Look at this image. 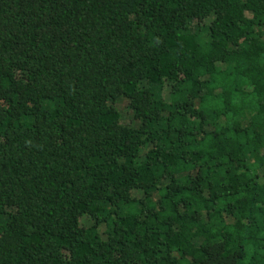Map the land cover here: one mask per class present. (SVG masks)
Listing matches in <instances>:
<instances>
[{"label": "trees", "instance_id": "trees-1", "mask_svg": "<svg viewBox=\"0 0 264 264\" xmlns=\"http://www.w3.org/2000/svg\"><path fill=\"white\" fill-rule=\"evenodd\" d=\"M0 264H264V0H0Z\"/></svg>", "mask_w": 264, "mask_h": 264}]
</instances>
